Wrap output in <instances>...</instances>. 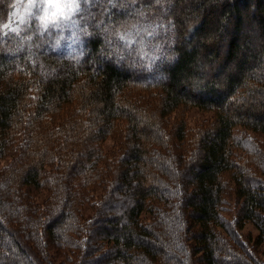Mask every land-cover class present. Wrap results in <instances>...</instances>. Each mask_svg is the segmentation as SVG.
Returning <instances> with one entry per match:
<instances>
[{
  "label": "trees",
  "instance_id": "16d2710c",
  "mask_svg": "<svg viewBox=\"0 0 264 264\" xmlns=\"http://www.w3.org/2000/svg\"><path fill=\"white\" fill-rule=\"evenodd\" d=\"M10 1L0 0V160H15L0 181V264H50L29 241L82 251L81 264H261L240 232L251 222L254 250L264 243V158L258 173L237 160L248 139L236 129L264 136V0H91L80 60L17 48L2 20ZM133 21L164 58L112 57L110 30ZM192 108L215 118L189 142L184 117L168 124ZM118 136L124 150L108 156ZM41 191L45 216L32 200Z\"/></svg>",
  "mask_w": 264,
  "mask_h": 264
},
{
  "label": "rangeland",
  "instance_id": "374dc122",
  "mask_svg": "<svg viewBox=\"0 0 264 264\" xmlns=\"http://www.w3.org/2000/svg\"><path fill=\"white\" fill-rule=\"evenodd\" d=\"M11 4H20L21 10H23L24 7H27L28 0H11ZM38 7H34L31 9L30 12L23 13V20L16 18L13 13L16 11V9L12 8L8 9V11L5 13V15L2 17L3 24L8 25V29L11 32L10 36H15L17 38V48H21L20 50L27 49L28 51H31L32 49H37L40 52L47 53L51 52L54 54L62 55V56H68L73 59L80 60L83 57V54L85 53L84 48L86 44V35L84 33L83 28V21L80 15L84 11V7L89 8V4L93 1L91 0H64V2L67 3H76L79 5L77 9H73L71 12H66L64 15H58L54 18H50L47 20V23H45L44 20L41 19V16L44 15V11L48 9V0H35ZM95 4V1L93 2ZM92 4V3H91ZM161 4V3H159ZM55 11V9H53ZM159 14H167V11L164 9L160 11ZM91 16V14H89ZM166 17V16H165ZM149 24H147L148 27ZM135 22L133 21L131 25H128L127 28H134ZM167 33V32H166ZM148 38V37H147ZM151 41L152 40V34L149 36ZM151 47L154 46L153 42H148ZM163 45V44H162ZM160 47H163V46ZM153 49H155V53H153ZM153 49H150L152 52V55L148 56V60L150 61L155 57V54H160L163 58L166 56V50L164 49V52L160 53V49L158 47H154ZM158 51V52H157ZM128 51H126L123 54H127ZM116 54V55H115ZM118 53L112 54L113 56H118ZM157 55V56H158ZM133 60L135 62L139 61L140 58L143 60L144 58L141 56H134ZM6 58L9 59V55H6ZM120 64H124L125 62L123 59L118 60ZM133 67V64H131ZM130 66V64H129ZM130 68L129 70L132 71L133 68ZM136 67V66H135ZM135 69V68H134ZM155 77L156 74H153ZM138 77V76H137ZM192 89V88H191ZM187 88V90H191ZM195 94L198 93L195 90H191ZM182 114V115H181ZM185 118L188 128L190 131V136L192 137L189 142H192L199 133L202 130H205L206 127H210L211 124L214 122V113L206 110H202L199 108H192L186 113H175L170 118V124H168V128L173 124H176L178 117ZM236 134L239 138H242L245 136L243 141L248 139V145L240 150L237 149L236 152V158L241 162V164H248L247 166L253 171L257 172L258 169L254 168L256 165L254 162L257 160H261L264 158V136L263 135H255L253 133L244 132L242 129H236ZM121 137L118 136V138H110L107 140V142L104 145L105 152L109 155H114L118 153H122L124 150L123 144H121ZM124 140V139H122ZM195 144V143H192ZM250 147L252 150L255 151L254 154H251V151L249 150ZM193 146L189 145L186 148V155L187 153L192 152ZM246 150V151H245ZM190 156V155H188ZM112 157V156H111ZM14 158H6L3 160H0V181L1 178H3V175L5 176V170H7L11 164L14 162ZM243 162V163H242ZM259 164V161H257ZM264 164V160H263ZM262 165V164H261ZM259 165V166H261ZM244 166V165H243ZM264 169V167H263ZM258 173V172H257ZM234 185V184H233ZM101 191L98 192L97 197L100 198ZM97 197L94 199V201L99 202L100 200L97 199ZM49 192L47 191H41L40 193L36 194L34 196L33 205L40 208V212L38 213L39 216H41L40 213L45 216L44 213L46 207L49 205V202L51 199H49ZM50 200V201H49ZM98 205V204H97ZM239 208L238 199L235 195V193H229V195L226 198V206L225 211L223 213V218L227 220H234V218L237 215V211ZM97 212L95 209V206L93 204L86 206L83 210L80 217L82 216V220L89 221L90 219H93L96 216ZM144 217H146L149 221L153 220L154 218L151 217L149 214H146ZM159 220V217H158ZM85 221V222H86ZM261 230L259 228L251 223L248 222L244 230L240 232L241 237L246 241L248 248L253 250V254L261 261V264H264V243L258 246L254 250V241L258 240ZM30 247L41 254V256H45L48 260V263L50 264H81L83 253L82 251H73V249H67V248H59L56 244H47L44 243H34L29 241ZM189 245H192L191 242H189ZM239 254L243 255L244 251L241 249L238 250Z\"/></svg>",
  "mask_w": 264,
  "mask_h": 264
},
{
  "label": "clouds",
  "instance_id": "9594fccd",
  "mask_svg": "<svg viewBox=\"0 0 264 264\" xmlns=\"http://www.w3.org/2000/svg\"><path fill=\"white\" fill-rule=\"evenodd\" d=\"M44 11V15L41 16V19L47 21L50 18H54L58 15H64L66 12H71L73 9H77L79 7L76 3H68L66 7H56L55 5H50ZM12 8L16 9L13 15L23 20V13L30 12L34 7H38L35 0H28L27 7H24L21 10L20 4H12ZM55 9V11H53ZM151 35V33H149ZM110 41L113 46V50L115 53L123 54L129 49L136 51L137 55L148 57L152 55L150 51L151 45L147 43L145 39H141L135 36L126 26L121 25L120 27H116L110 30Z\"/></svg>",
  "mask_w": 264,
  "mask_h": 264
},
{
  "label": "snow or ice",
  "instance_id": "6c2138e0",
  "mask_svg": "<svg viewBox=\"0 0 264 264\" xmlns=\"http://www.w3.org/2000/svg\"><path fill=\"white\" fill-rule=\"evenodd\" d=\"M48 3L50 5H55L56 7H66L67 2H64V0H48ZM47 23V21H45ZM4 27H8V25H5Z\"/></svg>",
  "mask_w": 264,
  "mask_h": 264
}]
</instances>
